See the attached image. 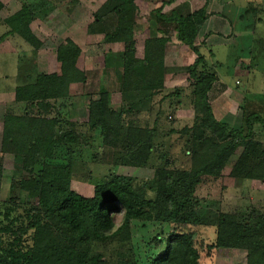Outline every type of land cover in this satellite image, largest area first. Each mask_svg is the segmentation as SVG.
<instances>
[{"label":"trees","instance_id":"16d2710c","mask_svg":"<svg viewBox=\"0 0 264 264\" xmlns=\"http://www.w3.org/2000/svg\"><path fill=\"white\" fill-rule=\"evenodd\" d=\"M161 1L166 5L172 0ZM21 4L19 11L1 19L7 31L0 39L17 35L38 50L42 44L28 28L33 16L29 4L24 1ZM104 5L103 14L112 12L116 16V25L112 32L105 34L104 40L124 44L122 63L120 71H116V80L101 84L97 98L87 103L88 135L84 143L91 145L98 140V151L94 148L90 159L93 163L108 165L106 173L98 174L91 196L70 188L71 168L80 156L75 158V148L81 141L74 130L62 129L58 114L66 106L64 101L70 98L69 85L84 83L86 77L77 66L80 49L65 39L55 51L59 72L33 74L29 82L16 86L13 100L22 109L19 114L8 111L3 117L0 264H137L130 247L134 222H159L173 227L161 239L162 248H157L159 241L152 238L155 251L143 254L139 264H200L193 232L188 228L198 223L197 209L202 208L201 201L216 196L212 192L201 195V186L210 184L218 192L222 170L235 154L237 160L231 176L263 178L264 152L259 148L261 143L254 139L255 124L264 130L262 115L242 105L241 124L234 128L212 114L208 93L217 77L205 63V55L199 50L201 46L195 45L197 33L208 15L205 8L184 13L171 10L168 14H162L161 8H157L152 13L168 23L176 32L177 40L195 55L192 64L187 66L194 122L190 127L171 130L185 138L187 167L175 166L162 154L164 162L153 166L150 178L113 172L118 165L147 167L155 152L157 131L155 127L133 126L130 122L126 125L123 116L128 111L110 104L111 91L117 88L124 94L148 92L151 99L163 91L161 101L178 96L180 91L166 92L163 86L167 38L145 39L142 58H136L134 0H106ZM99 20L98 16L96 21ZM64 113L65 119L68 116ZM2 153L22 158L20 171L9 180L7 202L1 199ZM105 153L110 161L104 159ZM260 220L263 219L218 212L214 242L208 251L225 254L243 250L246 264H264V223Z\"/></svg>","mask_w":264,"mask_h":264},{"label":"rangeland","instance_id":"374dc122","mask_svg":"<svg viewBox=\"0 0 264 264\" xmlns=\"http://www.w3.org/2000/svg\"><path fill=\"white\" fill-rule=\"evenodd\" d=\"M22 1L29 4L30 14L33 15L29 25L33 24L32 29L35 28V34L38 37L32 33L31 26L28 25V28L42 45L38 51L17 35L0 39V149L4 114L8 111L19 114L18 112L22 109V106L13 100L14 88L29 82L30 75L41 71L52 73L57 69L59 72L56 46L63 40L70 39L80 49L77 64L87 79L84 83L72 84L69 91L70 98L64 101L66 106L62 108L63 112L58 114V119L63 130L71 129L80 135L81 142L80 146L75 148L77 152L75 158L80 156L71 168L70 188L81 195L91 196L93 182L98 180V174L106 173L108 165L93 163L90 159L91 151H94V148L98 151V146H96L98 140L95 139L91 145L84 143V138L88 135V129L85 126L88 119L87 103L90 99L97 98L101 79L104 80L107 76L109 83L116 80V71L120 68H118L119 63H122L124 44L104 40L105 34H109L114 29L116 16L112 12L102 13L101 10L105 7L106 0H0L2 4L0 38L7 31L1 19L9 16L16 3L18 8L21 7ZM177 1L174 0L173 4L178 8L173 9L171 4L162 5L161 0H134L137 7L133 21L135 56L138 59L142 58L144 39L150 36L167 38L164 72L168 80L165 81L166 85L163 82V86L166 92L177 89L180 94L161 101L165 93L163 91L152 99L148 92L124 94L117 88L111 91L110 104L116 109L123 108L125 112L128 111L127 115L123 116L126 125L130 122L133 126L155 127L157 131L154 139L155 152L151 154L152 159L149 165L143 168L114 166L115 174L150 178L153 174V166L163 164L162 154H165L175 166L181 168L188 165V154L184 147L185 138L177 133H171V130L177 131L184 126L190 127L194 122L195 113L190 95L191 80L187 74V66L192 64L195 55L177 40L176 32L168 23L163 22L159 17L155 18L152 14L157 8H161L162 14H168L171 10L184 13L182 0ZM256 7L251 3L243 9L241 18L235 17V21L230 20L232 22L230 26L236 29L242 37L237 38L236 45H231L232 48L221 50L214 47L216 57L223 59L222 64L217 65L206 48L201 47L199 50L205 55V63L223 80L228 89L233 93L243 95L242 105L246 106L248 111L264 117V21L258 23L254 20L252 13H249L251 10L255 11ZM260 9L264 10V8ZM98 16L100 20L96 21ZM153 22H156L155 27ZM197 42V45L200 44V39ZM237 58L244 63L240 67L241 70L236 71L233 66ZM236 80L239 85H235ZM112 84L115 86V83L112 82ZM64 111L68 116L65 119L63 118ZM239 116V113H236L234 120L239 119ZM254 132V139L261 143L259 148L264 152V130L259 124H255ZM104 150L106 152L107 149L104 148ZM104 159H107L106 162L111 160L106 153ZM236 160L237 154L232 155L226 162L218 192H215L210 184L207 187L206 184L201 186V195H205V192H212L216 196L201 201L202 208L197 209L198 223L188 228L193 232L194 246L200 254V264H246V254L243 250L236 249L225 254L218 250L208 251V247L214 242L218 212L238 213L240 217H258L263 219L260 221L264 223V175L261 179L231 176V169ZM57 161L60 162V160ZM1 165L3 168L1 199L7 202L9 180L11 175L17 176L20 171L22 158L19 155L2 153ZM21 197L25 198L22 194ZM170 229L173 227L166 223H132L130 247H132L131 253L133 252L137 264L144 256L143 254L155 251L151 244L152 238L158 239L157 248L163 247V241H160ZM257 233L263 236L258 230Z\"/></svg>","mask_w":264,"mask_h":264},{"label":"crops","instance_id":"0c3cea01","mask_svg":"<svg viewBox=\"0 0 264 264\" xmlns=\"http://www.w3.org/2000/svg\"><path fill=\"white\" fill-rule=\"evenodd\" d=\"M173 1L174 0L171 1L170 6L173 7V9H177L178 7L175 6V4H173ZM236 1L238 0H182L181 5L184 4L183 12H187V11L192 12L195 10L197 11L201 8H205V12L208 15L197 33L195 45H197L198 43L197 41L200 39L201 43L198 45L207 49L209 55L215 60V63L217 65L222 64L223 59L216 57V52L213 50L214 47L221 50L228 47L232 48L231 45H236L237 38L242 37L241 35H239V32L236 29L230 26V23H232L230 20L235 21L234 20L235 17L241 18L243 16V14L241 13L243 9L245 7H248L249 4L253 3L257 6L256 7L257 9L255 11L251 10L249 13H252L254 20H256L258 23L264 21V18H261L264 17V10L260 9V8H264V0H239V2L237 3ZM177 2H179V0ZM171 7L170 9H172ZM19 9L20 7L18 8V5L16 3L12 11L11 12L9 11L10 12L9 15L16 13L17 11H19ZM166 9L164 10L165 12ZM43 22L45 23L46 21L44 20ZM32 26L30 27L32 33H34V36L38 37V35L35 34L36 32L35 28L32 29ZM9 36L11 35H8L6 38H8ZM202 39L204 40V43ZM166 52H167V48L164 53V67L166 65L165 64L166 55H167ZM243 63L244 62L242 60H239L237 58L236 62L234 63L233 69L236 71L241 70L240 67L243 66ZM119 67L121 68V63H119L118 68ZM120 68L118 69L119 71ZM208 68L212 70L211 67ZM53 72L56 73L57 69L52 71V73ZM40 73L48 74L49 72L41 71ZM216 77L217 80L214 83L213 88L208 93V99L212 114L214 118L217 119L218 121L224 122L231 127L238 128L241 124V118H242L241 107L243 104L241 102L242 101L244 102L243 100L244 97L241 93H233L232 91H230L226 86V84L223 82V80H221V78H219L218 75H216ZM163 80H164L163 81L164 84L165 81L168 80V76L167 74H165V72H164ZM107 82H109V78L106 76L104 80L101 79L99 81V85ZM74 84L76 85L78 83H74ZM235 85H239V82L237 80L235 81ZM71 87L72 84L69 85V91ZM236 113H239L240 116L239 119L234 120Z\"/></svg>","mask_w":264,"mask_h":264}]
</instances>
